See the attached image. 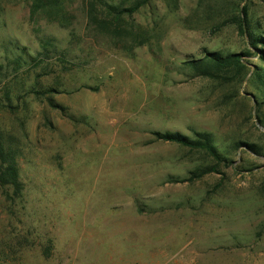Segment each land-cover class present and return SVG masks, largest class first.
Masks as SVG:
<instances>
[{
    "label": "rangeland",
    "instance_id": "obj_1",
    "mask_svg": "<svg viewBox=\"0 0 264 264\" xmlns=\"http://www.w3.org/2000/svg\"><path fill=\"white\" fill-rule=\"evenodd\" d=\"M262 37L264 0H0V264H264Z\"/></svg>",
    "mask_w": 264,
    "mask_h": 264
},
{
    "label": "trees",
    "instance_id": "obj_2",
    "mask_svg": "<svg viewBox=\"0 0 264 264\" xmlns=\"http://www.w3.org/2000/svg\"><path fill=\"white\" fill-rule=\"evenodd\" d=\"M259 41H264V37H262ZM214 56H216V54H214ZM163 138L173 141H180L189 146L198 144L203 146L207 151L215 153V148L209 139H205V141L193 142L178 135H166ZM0 186L7 192L11 191L13 198L20 197L23 193V183L20 179V171L16 162L15 153L11 150L8 151L2 145L0 146Z\"/></svg>",
    "mask_w": 264,
    "mask_h": 264
}]
</instances>
